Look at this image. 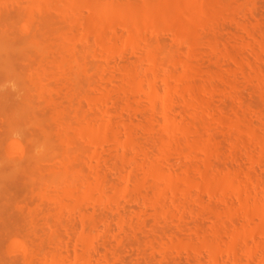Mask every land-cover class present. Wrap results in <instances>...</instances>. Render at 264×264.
Segmentation results:
<instances>
[{"label": "rangeland", "instance_id": "1", "mask_svg": "<svg viewBox=\"0 0 264 264\" xmlns=\"http://www.w3.org/2000/svg\"><path fill=\"white\" fill-rule=\"evenodd\" d=\"M28 1L0 0V264H45L44 261L49 258L51 246L56 244L62 253L72 256L74 239L78 234L70 231L71 234L67 235L66 230L67 225L77 221V215L71 216L72 219L63 217L61 225L58 224L55 237L54 233L50 234L51 228L47 223V219L50 221V214H54L56 211L54 207L56 205H53L54 202L50 199L56 187L48 185V182L60 179L62 176L61 166L51 165L59 162L58 159L61 161L67 157L66 155L63 157L65 151L69 154L74 152V148L65 145L55 134L50 133L49 136H45L43 133L44 129L54 132L57 128V123L52 119L53 108L56 106L51 105L52 102L48 103L46 98L44 99V95L41 96L42 94L33 82L30 70L34 65L40 69L42 62H40L41 64L38 62V66L36 61L46 60L45 55L50 62L47 60V63L43 62V64H47V67L54 71L60 69L56 68L57 64L53 62L56 61L54 60L56 55L52 57L54 51L51 52L50 46L46 50L50 42L45 39L47 37L45 34L43 35V30L40 31L39 27L31 28L26 21L34 15V11L28 6ZM43 1L51 2L48 3L50 10L46 12V17L44 16L47 22L53 26L58 24L57 28L60 26L61 29L66 28L67 25L61 21L63 18L59 19L61 14L59 13V18L57 15L59 11L57 9L61 5L59 3L62 1ZM83 1L85 0L70 2L72 3L70 4L72 10H70L75 12L72 14L77 12L74 16L80 14L78 17L80 19L86 17L92 7L88 2ZM111 1L107 0V6L110 3L115 6L114 2H116L115 7H118L119 4L126 9L132 4L133 7L134 5L136 7L133 9H144L146 12L144 10L143 12L146 14L153 11L151 9L154 8H150L152 3L156 1L159 3L161 0H150V2L149 0L146 2L145 0ZM225 1H228L227 3H230L229 5L235 9L231 8L232 10L229 13L225 12L224 15L223 13L219 14L215 23H212L213 27L211 25V27L205 26L203 29L198 27L199 29L196 30L198 31L197 35L200 36V42L198 41L199 44L193 47L189 46L185 40L179 42L180 40L177 39V42L173 33L169 31L170 29L163 25L158 26L156 31H147V34L150 32V38H153L151 40L156 41L155 39H157L156 50L160 52L157 51V53L164 57L162 72L170 69L177 74V77L179 76L178 79L171 80L172 88L169 90L171 96L168 94L166 109L169 116L175 121L176 128L173 130L171 128L172 132L163 126L161 99L156 98L154 105H150L147 101V81L142 82L144 89L141 87L140 90L135 91L126 82V76H122L125 75L123 74L125 68L135 66L137 76L139 72V75L148 73L152 77L146 68L148 65L143 56L148 43L140 41L136 46L134 45L137 42L134 45L133 43L125 44L124 30L120 28V25L118 27V24L114 27V29L117 28L115 32L113 30L116 34L115 47H112V50H107L108 52L105 51L107 54L103 51L104 53L101 54L103 56L100 55L96 59L90 53L95 47V37L90 34L85 39L86 41H80L83 39L82 31L78 28L79 26L76 27L77 30L73 28L75 30L73 40H75L72 41L76 42L78 48H83L81 49L83 52L84 50L87 52L86 69L75 71V73L72 71L77 79L74 75L72 78L70 72V74L66 73L72 78L66 80L70 82L74 79V83L71 81L68 84H73L75 87L77 83L76 89L79 93L74 95L71 91V88L74 87L68 85L66 92L67 83L64 82V71L63 73L61 71V74L64 75L57 72L64 78V81L56 74V77L51 75L54 72L49 73L51 70L46 76L47 82L44 80L43 87H48L50 84L56 89L51 88V91L50 88L45 87L44 94H47L48 91L54 98L52 100L56 103L55 105H58L57 102L67 105L70 114L74 117L77 112L79 118H75H91L100 114L103 116L101 123L106 122L111 127L113 126L112 129L119 130L121 138L125 136V123H131L133 134L138 142L148 145V148L146 146L145 148H147L149 156L141 157L142 155L139 153L140 158L138 159L136 156V159L145 163L151 160L156 161L161 173L167 175L170 171V175L167 176L176 178V185L173 188L165 185L161 180L146 176L142 168L139 169L141 166L134 160L137 153L133 148H128L125 151L119 147L115 152L110 140L101 147L91 145L88 140L82 141L84 143L80 141L84 166H96L100 159L98 166L100 173L102 172L101 174L104 176L107 194L112 195L114 185L125 184L123 178L127 174L133 173L132 175H137L138 179L143 182L140 196L134 192L131 193L132 195L121 196L120 199H117L118 204L114 203L115 200L113 202L105 199L99 205L91 207L92 202H85L88 212L97 216V222L90 229L88 236L92 244L91 258L96 264H105L101 258L104 255L114 258L115 264H211L210 252L204 244V240L207 239L218 241L221 247V251L217 254V264H264V224L258 225L257 217H248L243 210L244 207L248 208L250 205L259 207L264 202V0ZM102 2L106 3V0H102ZM111 6L113 5H109V7ZM111 8L114 9V7ZM55 12L57 13L55 14ZM147 14L150 15V13ZM116 32H119L118 36ZM105 33L113 35L111 28ZM243 35L244 37H242ZM34 38L44 43L42 44L46 49L43 51H48L46 54L42 51L38 52L32 43ZM45 40L48 42L46 46ZM148 40L149 38H147ZM55 42L51 41L53 45ZM149 42L151 41L149 40ZM51 43L49 45L53 47ZM54 48L56 49V47ZM59 50L65 52L62 49ZM62 52L60 53L62 54ZM58 55L60 56L59 53ZM169 56H172L174 59L171 60L174 61H171ZM140 59H143V62ZM44 69L47 71L48 68ZM66 77L68 78V76ZM155 80L159 85V92H166V86L161 78H155ZM103 91L109 93L106 98ZM75 106L77 107L75 108ZM98 109L99 111H97ZM74 117L73 120H75ZM75 121L72 123L75 124ZM72 126L70 131H73L72 128L75 125ZM152 132L156 134L163 132L164 136L173 134L180 142V146L168 150L165 155L162 154L163 157L159 150L160 138L154 137ZM108 133L110 134L111 130H108ZM14 135L20 136L21 139L14 138ZM256 136L259 139L255 138ZM207 137L210 139L208 140ZM193 139L198 140L196 142H206L210 148L203 151L201 147H198V143L194 142L197 148L189 149L187 143ZM148 141L149 143H147ZM99 152L101 157L96 159ZM119 154H121L120 158ZM117 166L119 167L117 168ZM198 169L201 170V173ZM203 175H207L208 179L212 177L213 180L226 175L233 176L234 179L235 176V182L240 185L242 183L241 192L238 194L236 191L234 192V189L222 190L223 188L218 187L220 189H217L214 186H212L214 189H211L208 184L207 186L201 184L204 179ZM214 176L216 177L214 178ZM190 180L193 183L190 184ZM157 185L163 189L164 204L162 205L165 208L162 207L163 212L159 216L153 217V209L148 205L143 195H149V192L153 193L152 190ZM150 188L153 189L150 190ZM117 206H120V208L118 207L119 212L116 210ZM116 212L125 216L127 221V224L124 225L125 228L119 227L118 213ZM135 212H141V218L138 219ZM229 230L239 231L241 235L232 239V232ZM113 235L118 240L111 237ZM65 241L68 242L67 249L63 247ZM229 247L232 249L230 250ZM248 248H251L252 253H249Z\"/></svg>", "mask_w": 264, "mask_h": 264}, {"label": "bare ground", "instance_id": "2", "mask_svg": "<svg viewBox=\"0 0 264 264\" xmlns=\"http://www.w3.org/2000/svg\"><path fill=\"white\" fill-rule=\"evenodd\" d=\"M61 1L62 2L59 3V4H61V5H59L60 8L57 9L59 11H58V13L55 12V14L57 13L58 18H59V15L60 14L62 15V17L60 15V18L59 19H62L63 18L61 20L62 23L65 24V25H67L66 28H63L62 27L63 29H61V26H60V28H57L56 26L58 24L57 25L54 24V26H53L50 22H47V20L45 18L46 17L45 16L46 15V12L50 10V6H48V3H51V2L45 3V1H43V0H29L27 2V3H29L28 6L34 11V15L31 14V15H33V16H30L32 18H29L28 17L29 19H27L26 21L28 22V24H29V26L31 28H36L37 29L39 27L40 28L39 29L40 31L42 29L43 30L42 31L43 32V35L45 34V37H47V38H45V37H43V38L47 39L48 42L51 43V41H53V42L56 41L55 42V45H53V43H51L53 45V47L51 45H49L50 43H48L46 40L44 42H45V46L48 43L47 49L45 47L46 50H48L51 47V49H52L51 52L54 51L52 57H55L54 55H56V59L54 58V60H56V61H53V60L52 61L54 62V64L56 62V64H57V65H55L56 68L59 67V69H60V70H57V71H54L53 69L52 70L49 69V67H47V64H45V63H47V60H48L47 56L45 55L46 60L42 61V59H41V61H39V60L36 61V63H37L36 65H38V66H39L38 62L39 63L42 62V64H43V62H45L44 63L45 65L44 64L42 65L40 63L41 64L40 65L41 66L40 69L39 68H36V66L34 65V67L32 66V68H31L32 70H30L31 76H33L32 77L33 78V82H34L36 88L42 94L41 96L44 95L43 97H44V99L46 98L45 100H47L48 103L51 104V102H52L53 104H51V105H54V107L56 106L55 108H53L52 119L55 121V123H57L56 124L57 125V128L55 127L57 130L55 129L54 132H51L49 129H47V130L44 129L43 133H44L45 136H49L50 133L51 134H55L56 136H58V138L61 140V142H63L65 145L72 146L74 148V152H71V154H69V153H67L65 151V154H63V157H64V155H66L67 157L63 158V160L61 159V161H60V159H58L59 162H57L58 161L57 160L56 161L57 162L56 164L55 163H52V165H51V166H61L62 176H61L60 179L51 180V181L48 182V185H51V186L56 187V190L50 196V199L55 203V204L53 203V205H56V206H54L55 209H56V211L54 212V214L52 213L53 216H52V214H50V217H51V218H49L50 221H48V219H47V223L49 224V226L51 228V233L50 234L52 235V233H54V237H55V234H56L57 228H58V224H60L61 222H63V219L65 217H67L66 219H68V218H71V216L75 217V215H77V217H78L77 218V221L75 220L74 222L70 223V220H69V223L71 225L69 224V226L68 225H67V227L65 226L66 227V230H67V233H68V234L66 233L67 235L71 234V232H77L78 233L77 236H76V238L74 239V243H73V249H74L73 251H74V253H73L72 256L70 254H68V253L67 254L62 253L61 250L58 249L59 246L57 247L56 246L57 244L55 243L56 244L55 246L54 245L51 246L52 248L50 249L49 258L46 259L44 261V263L45 264H96V262H94L93 259L91 258V254H90L91 249L90 248H91V245L92 244H91V241H90V239H89L88 236L90 235L89 234V232L91 231L90 229L92 228V226H95V223L97 222V216L94 213H89L88 212V210L86 209L85 202L86 201L87 202L90 201V202H92L91 207H95L96 205H99L100 203H102L105 199H108V201L109 200H112L113 202L115 200L116 202H114V203L116 204L117 203V199H120L119 197H121V196H128V195H130L133 192L136 195L139 194V196H140V194H141V188H143L142 187L143 186V182L140 179H138L137 175H135V174L132 175L133 173L132 174H127L123 178L124 179L123 181L125 182V184H123L122 186H115L114 185L112 195H109V193L107 194L108 191H107V188H106L105 183H104V179H103L104 176L101 174L102 172L100 173V170H99L100 168L98 166V164L100 162V159L99 158L101 157L100 156V152L97 153L96 159H99V162L97 161L98 164H96V166L95 165L94 166H84L85 164H84V159H83V156H82V149H81L82 148V145H81V142L82 141H85V140H88V142L91 143V145H95L96 147L97 146L101 147L105 142H108L110 140L113 143V147L115 149V152H116V150L119 147L122 148L125 151L128 148H133V150L137 153V155L135 154V156H134L135 157L134 160L137 161V164H139L141 166L139 169L142 168V170L146 174V176L148 175V176L152 177L155 180H161V181H163V183L165 185H167L169 187H173V188L175 187L174 185H176V180H175L176 178L173 179L172 177L167 176L168 174L170 175V171L168 172V174L166 173L167 175H165L164 173H161L160 170H159V167H158V163L156 161L151 160V161L145 163L144 161L140 162L138 160L140 158L139 155H138L139 153L142 155L141 157H147V156H149L148 155V150H147V148H148L147 146L148 145H142V144H140V142H138V140L136 139V137L133 134L134 133L133 130H132V127L133 126H131V123H128V124L125 123V126H124V131H125L124 134H125V136L123 138H121V136H120L121 134H119V132H118L119 130L116 131L115 129H112L113 126L111 127V125L108 124V123H106V122L105 123H101V117H103V116H101L100 114H96V115L92 116L91 118H86V117H82L81 116L82 118L78 119L79 117L77 115V112H76V115L77 116L75 115V117H78V118H75L74 115L70 114L71 112L69 111L68 106L67 105H64V103L57 102L58 101L57 100L56 102H57L58 105H55L56 103H54V101H53L54 98L52 96H50V94L48 93V91H47V94H49V95L44 94V92H46V90H44L45 87L46 88H50V89L51 88L54 89V86L53 85L51 86L50 84H48L50 87L49 86L48 87L47 86L43 87L44 86V83H45V81L47 79L46 76L48 75V72L50 70L51 71L49 73H51L52 71H54L53 73H51V75L53 74L54 76H55V74L56 75H58V74L64 75V74H61V71H62V73H63V71L65 72V75H64L65 81H64V78L63 77H61L59 75H58V77H61L63 79V81L65 82V84L67 83L66 84V92H67L68 86H73V84L72 85H69L70 82L73 81L71 83H74V81H75L74 79L71 80L70 82L68 81V80H70V79L73 78V75H74L75 71L86 69L85 66H86V58H87L86 53L87 52H85V50L83 52V50H81L83 48H81V49L78 48V46L75 44L76 42L75 43L73 42L75 40V39L73 40V38H75L74 37V34H73L75 30H73V28L76 29V27L79 26L78 28H80V30L82 31L81 37L83 39H81L80 41L87 39V37L90 34L95 37V40H96L95 47L92 48V50H91L92 52H90V53L96 59L97 57H100V55L102 53H104L105 51H107L109 49L112 50V47H115V44H116L115 36H116V34L114 32H115V29H117V28L114 29V27H116V25L118 24L117 26L119 27V25H120L121 26L120 28L121 29L123 28V30H124V33H123L124 35L122 33L121 34L124 36V43L125 44L133 43V45H134L137 42V44L134 45V46H136V45H139L138 43L140 41H145V42L148 43L147 44V48H146L147 50L145 49L146 52H145V55H143V56H144L145 63L147 62L146 64L148 65V66L146 65L147 66L146 68H147V70L150 71V74H151L152 77H150L148 75V73L146 75H145V73L142 74V75H139V72H138V76H139L138 77L136 75L137 74V70H136V67L135 66L134 67L125 68L124 69V73H123L125 75H122V74L121 75L122 76H126L125 77V78H127V79H125L126 82L129 84V86L131 85L130 88L132 90H135V91L140 90L141 87L143 88L142 82L145 81V80L147 81V83H148L147 84L148 87H147V90H146L147 92L144 90L146 93H148L147 94L148 95L147 96V98H148L147 101L149 102L150 105H154L156 98H160L161 99V101H162V116L164 118L163 126L167 130L168 129L171 130V128L173 130V129L176 128L175 121H174V119L172 117L169 116V114L167 113L166 109H167V102H168V99H169V96H168L169 90L172 88V84H171L172 81L171 80H173V78L174 79L175 78L178 79L179 76L177 77V74H175L174 71H172L170 69L169 70H165L164 72H162V68H163L164 61H165L164 60V57L161 56V54H158L160 52L158 50H156L157 49V46H158L157 45L158 44L157 39H155L156 41L151 40L153 38H150V32H149V34H147V31H151V32L156 31V29L158 28V26H162L163 25V26L167 27L168 29H170L169 31H171V33H173L172 35L175 36L174 38H176V40L177 39L180 40L179 42H181V40H185L186 43L189 46L193 47V46L199 44V42H200L199 41L200 40L199 39L200 36L197 35V32H198L197 30L199 29L198 27H200V29L201 28L203 29V27H205V26H208V27H211L212 26L213 27L214 24H212V23H215V21H216L215 19H217L218 16H220L222 13L224 15L225 12H228L229 13L232 9H235V8H232V5H229L230 3L228 4L227 3L228 1H225V0H163V1L161 0V1H159L160 4L158 3V1L155 0L157 3L156 2L155 3H152V7H150V8H154V9H151L153 11L147 12V13H150V15L147 14V13H146L147 14L146 15L144 13V12H146L144 9H143L144 12H143V10H141V8H140V10H137L139 8L133 9V8H136V7H135V5L133 7L132 4H131L132 8H131V6H129V4H127L129 7H126V9H125L124 7L122 8L121 6H119V4H118V7H115L116 6V2H114V0H113V2L115 3V6L112 3L108 4V6H107V0H106V3H103L104 1L102 2V0H85L86 2H88V4H90L92 6V7L90 6L91 7L90 8V11L91 12L89 11V14L86 17H84V18L81 17V19H80V18H78V17H80V14H78V16H74V15L77 14V12L74 15L72 14V12H74V11L71 12L72 9H71V5L70 4H72V3H70V2L71 1L74 2L76 0H61ZM85 1H83V2H85ZM151 1H154V0H151ZM109 2H112V1L109 0ZM145 2H146V0H145ZM149 2H150V0H149ZM109 5H113L111 7H114V9H112L111 7H109ZM122 5L124 6V4H122ZM52 6H53V4H52ZM137 6H138V4H137ZM119 7H120V9H119ZM72 8H74V7H72ZM115 10H117V11H115ZM128 11H130V12H128ZM65 20H66V22H65ZM50 25H52V26H50ZM110 28L112 30L113 35L112 34L107 35L105 33V31L106 30H110ZM113 30H114V32H113ZM119 32H121V31H119ZM119 32H116L117 33V36H118ZM148 35H149V37H147ZM201 35H203V34L201 33ZM237 36H239V35H237ZM252 36H253V34H252ZM242 37H244V35ZM43 38H41V39H43ZM147 38H149V40L151 42H149V40L147 41ZM178 40H177V42H178ZM247 42H249V41H247ZM32 43L34 44V46L38 50V52H41L42 51V52H45V54H46V52H48V51H43V49H44V45L43 44L44 43L42 42L43 43L42 44L36 38L32 39ZM73 44H74V46H73ZM90 44H91V42H90ZM54 47H56V49ZM59 49H62L65 52L63 53ZM113 50H115V49H113ZM59 51L62 52V54ZM157 51H158V53H157ZM51 52H50V54H52ZM56 52H57V54H54ZM189 52H190V50H189ZM58 53L60 54V56L58 55ZM91 54H90V56H91ZM101 56H103V55H101ZM169 59L171 60V59H174V58L172 56H169ZM140 60H142V62H143V59H140ZM171 61H174V60H171ZM44 68H48V69H46L47 71H45ZM69 69H71V71H69ZM72 71L74 73H72ZM57 72H58V74H57ZM69 72L71 73L72 78H71L70 75H68V74H70ZM66 73H68V74H66ZM51 75H49V77H53L54 78V76H51ZM76 75H78V72H76ZM66 76H68V78ZM147 76H149V77H147ZM158 76L161 78L162 82L166 86L165 87L166 92H164V93H160L159 90H158L159 85H158V83L155 80V78L156 79L157 78L159 79ZM183 76H185V75H183ZM43 77H44V79H43ZM74 77H75V75H74ZM53 78H52V80H53ZM66 79H68V80H66ZM75 79H77V77H75ZM66 81H68V82H66ZM52 82H54V81H52ZM176 83H178V82H176ZM230 84H232V83H230ZM60 85H62V84H60ZM76 86H77V83L75 84V87L73 86L74 87L73 89L71 88V91H73V94L74 95L76 93H79V91L76 89ZM102 88H104V87H102ZM134 88H137V89H134ZM54 90H56V89H54ZM51 91H52V89H51ZM103 94L105 95V98H106V95H108L109 93L107 91H103ZM71 97H72V95H71ZM68 98H70V97H68ZM74 98H75V96H74ZM192 98H193V96H192ZM201 98L203 99L202 95H201ZM86 100H87V98H86ZM86 100L84 99L85 103H86ZM192 106H194V105H192ZM69 107H71V106H69ZM76 107L77 106H75V108ZM194 108H196V106H194ZM80 109H81V107H80ZM97 111H99V109ZM194 111L196 112V110H194ZM202 111H203V109H202ZM146 114H147V112H146ZM73 117L78 122L75 121V120H73L72 119ZM238 120H237V122L240 121V120L239 121ZM72 121H75L76 123L74 122L75 124H73ZM72 125H75V126H74V128H72L73 131L71 130L72 131L71 132L70 131V128L73 127ZM178 129H180V128H178ZM108 130H111V133L110 134L108 133ZM172 130H171V132H172ZM139 131H138V133H139ZM186 131L188 133V130H186ZM162 133L161 134L159 132H158V134L153 133L154 134V137L157 136V137L160 138L161 145L159 146L160 147L159 150H160V155L161 156H163L162 154L165 155L168 152V150H170L172 148H178L180 146V142L178 141V139L176 138L175 135L173 136V134L172 135H169L168 134V136H166V134H165V136H164V135H162ZM255 135H257V134L255 133ZM14 138L21 139L20 136H15V135H14ZM150 138H152V137H150ZM255 138L259 139L257 136ZM261 138H262V136H261ZM207 139H208V137H207ZM201 140H204V139L201 138ZM196 141H198V140H194L193 139L190 142L188 141L189 144L185 141V144L187 143L188 148L190 147L189 149H192V150H194L193 147L194 148H197V147H195L197 143H198L197 144L198 147H201V149H203V151L206 150V149L208 150V148H210L209 145L206 142H196ZM263 141H264V139H263ZM194 142L196 144H194ZM82 143H84V142H82ZM147 143H149V141ZM213 145L215 146V144H213ZM145 146L147 148H145ZM120 156H121V154H119V158H120ZM136 156H138V159H136ZM121 159H123V157H121ZM113 160H114V158H113ZM87 167L90 168V169L88 170ZM118 167L119 166H117V168ZM199 171L201 173V170H199ZM185 172H187V171H185ZM145 174H144V176H145ZM171 175H173V174H171ZM207 175H203L204 179L202 180L203 183H201V184L206 185V186L208 184L209 186H211V189L213 188L212 186H214V188H217V189L223 188L222 190H224L226 188L228 190L229 189L230 190L234 189V192L236 191V193L240 194L241 187H242L241 186L242 183H241V185L240 184H237L235 182V179H236L235 176H234V179H233V176H230V175H226V176H223V177L221 176V178H217L216 176H214V178L216 177V179H214V180L212 179V177L209 178L211 181L213 180L211 182L206 177ZM70 176H73V177L71 178ZM176 177H177V174H176ZM245 180H247V179L245 178ZM239 181L242 182L241 180H239ZM198 182H200V180H198ZM243 182H245V181L243 180ZM159 183H162V182H159ZM189 183L190 184L193 183L192 180H190ZM130 184H131V186H130ZM156 184H158V183H156ZM158 185H161V184H158ZM158 185H157V187L155 186L154 190H152L153 193L150 194V192H149V195H147V194H144L143 195L145 197V199L147 200L146 202L148 203V205L153 209V217L159 216V214L163 212L162 211V207H164L162 205V204H164L163 203V195H164V192H163V189H160L158 187ZM250 186H251V184H250ZM218 187H220V188H218ZM57 188H59V189H57ZM151 189H153V188H150V190ZM248 190H251V189H248ZM248 193H250V192L248 191ZM252 196H253V194H252ZM42 197H43V195H42ZM112 201H110V202H112ZM106 202H107V200H106ZM255 202H256V200H255ZM118 207L120 208V206H117V209L116 210L119 212L120 210H119ZM243 210L245 212V215L248 216V217L256 216L257 219H258V225H263L264 224V202H263V205H261L259 207H257V206H251L250 205V207H248V208H245L244 207ZM144 211H146V210H144ZM118 212H116V213H118ZM172 213L174 214V212H172ZM134 214L138 217V219L141 218V216H140L141 215V212H135ZM117 218H118L117 223H118L119 227L120 228H123L124 225H125V223L127 222L125 220V216H123L121 213L120 214L118 213V217ZM253 218H255V217H253ZM67 221H65V222H67ZM196 230H195V232H196ZM230 232H232V231H230ZM126 233H127V231H126ZM238 235H241V232L240 233H239V231L232 232L231 233V238L232 239H235L236 237H238ZM54 237L52 236V238H54ZM111 237H113L114 239L118 240V238L116 236H114V235L111 236ZM210 240L211 239L204 240V244H206V247L208 248V250L210 252L211 264H217V262H218L217 261V259H218L217 258V254L221 251V247L218 244V241H216V240L215 241L214 240L210 241ZM129 241H131V240H129ZM162 242L163 243H166L164 241H162ZM51 243H52V241H51ZM103 243H104V241H103ZM233 244H235V241H233ZM232 246H234V245H232ZM63 247L66 248V249L68 248V242L67 241H65V243H63ZM112 248H114V247H112ZM229 249H230V247H229ZM248 251H249V253H252L251 252L252 251L251 248ZM235 252H236V250H235ZM112 254H114V253H112ZM101 258L103 259V261L105 262V264H115L114 258H111L108 255H104L103 257L101 256ZM102 259H101V261H102ZM235 259H236V257H235ZM247 259H248V257H247Z\"/></svg>", "mask_w": 264, "mask_h": 264}]
</instances>
